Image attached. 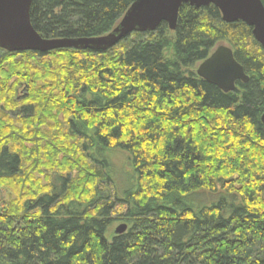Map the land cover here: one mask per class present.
Wrapping results in <instances>:
<instances>
[{
    "label": "trees",
    "instance_id": "obj_1",
    "mask_svg": "<svg viewBox=\"0 0 264 264\" xmlns=\"http://www.w3.org/2000/svg\"><path fill=\"white\" fill-rule=\"evenodd\" d=\"M135 1L32 0L29 19L101 37ZM220 45L249 78L228 94L191 72ZM263 113L264 53L213 6L104 52L0 50V197H20L0 200V264H264ZM57 114L63 141L42 147ZM42 167L60 175L41 186Z\"/></svg>",
    "mask_w": 264,
    "mask_h": 264
},
{
    "label": "water",
    "instance_id": "obj_2",
    "mask_svg": "<svg viewBox=\"0 0 264 264\" xmlns=\"http://www.w3.org/2000/svg\"><path fill=\"white\" fill-rule=\"evenodd\" d=\"M32 0H0V50L8 53H47L60 49L104 52L132 33L152 32L161 23L174 31L178 11L183 5L196 9L213 6L225 24L241 22L251 30L254 41L264 53V7L260 0H136L114 29L101 37L89 39H43L32 28L29 10ZM196 76L224 94L234 91L236 83L249 80L233 52L225 45L216 47L202 61ZM264 126V113L260 117ZM125 225L115 229L122 234Z\"/></svg>",
    "mask_w": 264,
    "mask_h": 264
},
{
    "label": "rangeland",
    "instance_id": "obj_3",
    "mask_svg": "<svg viewBox=\"0 0 264 264\" xmlns=\"http://www.w3.org/2000/svg\"><path fill=\"white\" fill-rule=\"evenodd\" d=\"M39 62H40V59H35V60H32L31 61V63H32V65H34L33 63H36V64H38L39 65ZM199 65V64H198ZM198 65L191 71V72H193L194 74H195V71H196V69H197V67H198ZM41 67H42V65H41ZM22 95H24L23 93H22V91H19L18 92V95H17V97H18V101H20L21 100V96ZM50 124H47L46 123V127L44 126V127H41L38 131H40V132H42L41 134L42 135H44V139L42 140L43 142H42V147H48V146H50L51 148L53 147V150L54 149H56L54 146H52V144L54 143V141H60V140H62V139H59V138H56V137H54L55 135H57L58 133L60 134V136H63L64 135V133H65V131L62 129V123H63V115L62 114H57V118H56V121L55 122H49ZM57 125H56V124ZM49 125H54L53 126V129H51V130H48L47 129V127L49 126ZM54 127H56L57 128V130H55L54 129ZM47 133V134H46ZM66 134V133H65ZM66 136H68L69 138H71L69 135H66ZM46 137V138H45ZM70 141H68V143H72L73 141H75L74 140V137H72L71 139H69ZM63 141V140H62ZM73 144V143H72ZM45 149V148H44ZM57 151H60V150H57ZM56 154H57V161L58 162H62V159L65 157V155H67V153H65V152H63V151H60L59 153L58 152H56ZM71 156H72V154H71ZM48 157H50V154H48ZM56 161V162H57ZM41 165H43L42 163H41ZM40 165V166H41ZM60 170L59 169H57V168H55L53 171H50V168L48 169L47 167L45 168V167H42V168H36L35 169V171H33V175H32V177H33V182H36V181H38L39 183H41V186H46L47 185V179H48V183L49 182H54V180H53V177H52V174L53 173H56L57 174V176H59L60 175ZM63 175H67V173H64ZM99 184V183H98ZM41 186H39L40 187V189H41ZM102 186V185H101ZM97 187V186H96ZM102 188H103V190H104V192L101 194V195H97V197H106L107 195H106V193H107V189L104 187V186H102ZM4 192L6 191L5 189L3 190ZM5 194H1V197H0V200L2 201V202H14V201H16V200H18V198H20V197H17V196H15V195H12V194H10V197H8L9 196V194L6 192V195L4 196ZM97 197H94L93 198V200H92V202L95 200H97ZM107 198V197H106ZM122 209L120 208L119 209V211H121ZM122 223L121 222H113V224H112V226H111V228H110V233H111V235H113V231L118 227V226H120Z\"/></svg>",
    "mask_w": 264,
    "mask_h": 264
}]
</instances>
